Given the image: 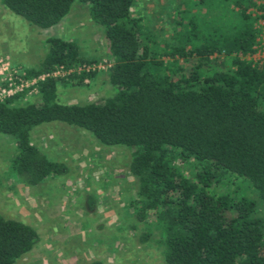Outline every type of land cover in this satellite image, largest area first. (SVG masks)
Here are the masks:
<instances>
[{
    "label": "trees",
    "instance_id": "1",
    "mask_svg": "<svg viewBox=\"0 0 264 264\" xmlns=\"http://www.w3.org/2000/svg\"><path fill=\"white\" fill-rule=\"evenodd\" d=\"M76 1L102 28L113 94L60 102L63 80L53 72L90 60L76 42L47 37L45 55L22 76L36 79L38 100L19 103L22 92L0 100V134L16 146L11 170L31 186L61 175L64 162L48 158L31 132L49 122L81 128L130 151L137 190L128 204L143 223L141 242L159 231L164 264H264V62L245 58L258 44L250 10L264 14V0H186L163 46L132 14L135 0H0L43 29ZM93 74L69 75L79 83ZM38 241L31 225L0 213V264H14Z\"/></svg>",
    "mask_w": 264,
    "mask_h": 264
},
{
    "label": "rangeland",
    "instance_id": "2",
    "mask_svg": "<svg viewBox=\"0 0 264 264\" xmlns=\"http://www.w3.org/2000/svg\"><path fill=\"white\" fill-rule=\"evenodd\" d=\"M184 1L135 0L131 12L142 19L155 46H163L170 40L171 21L178 18L177 9ZM256 2L263 4V0ZM250 11L257 16L259 46L264 39V14L257 6ZM49 36L76 42L80 54L90 60L78 64L73 72L80 75L84 65L90 67L85 72L94 73L78 83L59 71L56 75L63 80L57 85L60 102L82 104L113 94L107 76L112 59L102 28L90 19L87 6L77 1L58 24L44 29L28 24L0 2V89L6 85L5 77H21L39 64ZM245 58L260 59L257 54ZM191 62H184L185 71ZM19 92L23 93L19 103L38 100L32 85ZM5 97L0 95V100ZM31 142L51 160L64 162L66 170L37 185L26 184L23 175L11 170L14 142L0 134V213L31 225L39 236L33 248L14 264H89L93 260L164 264L157 229H152L146 242L139 240L144 229L128 204L136 194L137 179L128 171L130 151L126 147L102 145L85 130L62 122L35 127Z\"/></svg>",
    "mask_w": 264,
    "mask_h": 264
},
{
    "label": "built area",
    "instance_id": "3",
    "mask_svg": "<svg viewBox=\"0 0 264 264\" xmlns=\"http://www.w3.org/2000/svg\"><path fill=\"white\" fill-rule=\"evenodd\" d=\"M257 40H258L257 42H259V38H257ZM255 47H256V49H255L256 51L252 55L257 54V55H259V58H260L258 60L255 59V62H260V63L264 62V39L262 40L261 45H259V46L257 45ZM79 69L81 70V68H79ZM83 69L89 71L90 67L85 68V66L83 65ZM73 70L75 71L76 69L73 68V69L63 70L62 68H59L53 72V75H56L59 71H65L68 74H70L71 72H73ZM43 77H44V75L39 76L40 79H42ZM5 78H6V85L0 89V95L3 97L11 96V95H13L19 91H22L24 88H27L29 85L34 86L36 83L35 78L23 79L22 76L20 77L18 75H14V76L10 75V76L5 77Z\"/></svg>",
    "mask_w": 264,
    "mask_h": 264
}]
</instances>
